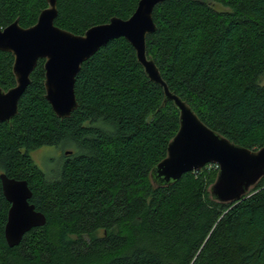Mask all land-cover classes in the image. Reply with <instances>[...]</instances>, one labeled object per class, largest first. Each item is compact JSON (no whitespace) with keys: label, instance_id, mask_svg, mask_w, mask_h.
I'll return each instance as SVG.
<instances>
[{"label":"trees","instance_id":"trees-1","mask_svg":"<svg viewBox=\"0 0 264 264\" xmlns=\"http://www.w3.org/2000/svg\"><path fill=\"white\" fill-rule=\"evenodd\" d=\"M139 1L58 0L55 25L83 35L129 19ZM46 8L47 0H0V26L31 27ZM153 19L147 56L171 92L232 143L264 147V0H167ZM13 64L0 52L4 91L16 86ZM44 65L39 60L18 114L0 123V176L27 181L47 222L9 247L11 204L0 180V264H264V177L232 203L211 197L215 165L169 186L152 182L179 111L164 103L126 39L82 64L78 108L67 119L45 98ZM43 147L61 151L50 174L32 157Z\"/></svg>","mask_w":264,"mask_h":264},{"label":"water","instance_id":"water-1","mask_svg":"<svg viewBox=\"0 0 264 264\" xmlns=\"http://www.w3.org/2000/svg\"><path fill=\"white\" fill-rule=\"evenodd\" d=\"M57 1L47 0L48 8L41 11L31 27L23 28L19 20L6 28L0 26V52L13 55L16 79V86L8 91L0 88V123H10L18 114L19 101L31 84L39 60H45L46 100L58 118H69L78 108L75 84L82 64L111 41L124 38L135 49L149 80L163 89L164 103L173 102L179 111V130L168 145L166 158L151 172L154 185L169 186L187 173L215 165L219 170L210 189L211 197L220 203L245 199L264 177V147L257 151L247 149L209 128L185 101L171 92L154 60L147 56V37L156 31L154 9L167 0H140L129 19L111 18L83 35L55 25ZM0 180L3 194L11 204L5 238L13 248L32 229L44 227L47 219L31 204L33 191L27 181L5 173Z\"/></svg>","mask_w":264,"mask_h":264},{"label":"rangeland","instance_id":"rangeland-1","mask_svg":"<svg viewBox=\"0 0 264 264\" xmlns=\"http://www.w3.org/2000/svg\"><path fill=\"white\" fill-rule=\"evenodd\" d=\"M217 8L219 7L217 6ZM221 9L224 10L222 7ZM253 150L257 151L259 149H253ZM32 157L37 165H39L43 170L47 169L50 174L53 171H55L58 167V163L61 158V151L58 150L57 148L43 147L41 148V150L33 152Z\"/></svg>","mask_w":264,"mask_h":264}]
</instances>
